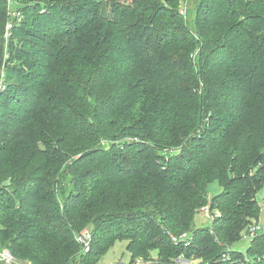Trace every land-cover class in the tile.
<instances>
[{
  "label": "trees",
  "instance_id": "obj_1",
  "mask_svg": "<svg viewBox=\"0 0 264 264\" xmlns=\"http://www.w3.org/2000/svg\"><path fill=\"white\" fill-rule=\"evenodd\" d=\"M16 3L0 0V253L98 264L127 241L132 264L154 252V264H264V235L251 232L264 188V0ZM213 182L224 192L209 201ZM208 204L221 217L195 229ZM184 233L192 242L172 241Z\"/></svg>",
  "mask_w": 264,
  "mask_h": 264
},
{
  "label": "rangeland",
  "instance_id": "obj_2",
  "mask_svg": "<svg viewBox=\"0 0 264 264\" xmlns=\"http://www.w3.org/2000/svg\"><path fill=\"white\" fill-rule=\"evenodd\" d=\"M108 3L110 1H107ZM14 7L19 8L17 6L16 0H13ZM13 7V5H12ZM6 38V43L9 45L11 42L10 39V34L7 36L5 34ZM8 45H6L8 48ZM9 50V49H7ZM6 50V54L4 56V64L3 66L7 65V59L10 58L9 51ZM4 76H2L3 78ZM5 90H7V82L6 80H2L0 84V93L2 94ZM0 94V95H1ZM2 102V99L0 100ZM3 108L1 107L0 103V112H6V110H2ZM224 190L221 187V185L218 182H213L208 186L207 189V194H208V200L210 201L212 198L215 196L223 193ZM257 200L258 203L261 207V212L259 216L258 222H253L252 227H258V235H264V188L258 193L257 195ZM221 217V212L219 210L213 211L211 209L210 204L206 205L205 207L201 208L199 213L195 216L194 220V228L195 229H202V228H210L212 226V222L215 221L217 218ZM184 236H188V240L191 241L193 237H190V233H184L180 236H172V238H183ZM192 242V241H191ZM251 241L248 238L243 239L237 246L236 249L241 252H246L249 247H250ZM178 245V244H177ZM128 242L127 241H117L113 247H111L108 252L100 259L98 264H129L131 263L132 260V254L128 251ZM158 257V254L156 252L152 253L151 259L149 261H143V260H138L135 264H154ZM181 261V262H180ZM154 262V263H153ZM186 262L189 261H184V259H178L177 263L175 264H185ZM189 264H201L200 261L198 260H191Z\"/></svg>",
  "mask_w": 264,
  "mask_h": 264
},
{
  "label": "built area",
  "instance_id": "obj_3",
  "mask_svg": "<svg viewBox=\"0 0 264 264\" xmlns=\"http://www.w3.org/2000/svg\"><path fill=\"white\" fill-rule=\"evenodd\" d=\"M188 1V0H185ZM9 3V7H12L13 5V0H8ZM182 14H185V9L183 8L181 11ZM11 17L12 18H17L19 20L22 19V15L20 13H16L14 11H12L11 13ZM13 28V24L11 21L8 22L7 24V36L10 34V31ZM264 207V205H263ZM253 234L258 232V227H252V231ZM76 240L77 242L80 244L81 248H82V253L84 255L89 254L91 252L92 249V244H93V233L90 229H85L82 232L76 234ZM172 241L175 244H179L181 242H188V236H184L183 238H172ZM225 259H228V256H224ZM0 259H2L4 261L5 264H15L16 260L14 259V257L9 253V251H4L3 253H0ZM185 261V260H184ZM181 262V261H180ZM177 263V262H176ZM120 264H124V263H120ZM132 264V263H129ZM185 264H189V262H186Z\"/></svg>",
  "mask_w": 264,
  "mask_h": 264
}]
</instances>
